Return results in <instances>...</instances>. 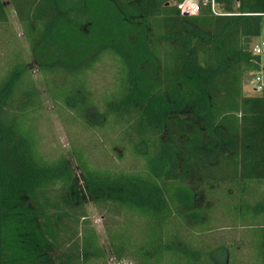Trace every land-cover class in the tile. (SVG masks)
I'll list each match as a JSON object with an SVG mask.
<instances>
[{
    "label": "trees",
    "instance_id": "1",
    "mask_svg": "<svg viewBox=\"0 0 264 264\" xmlns=\"http://www.w3.org/2000/svg\"><path fill=\"white\" fill-rule=\"evenodd\" d=\"M183 1L10 0L55 105L87 129L111 123L142 167L97 168L77 148L78 176L66 156L45 159L29 127L42 110L30 65L8 40L0 264H106L87 198L103 214L118 260L241 264L232 263L234 244L204 233L219 213L246 227L240 245L250 264H264V87L243 94L246 74L262 72L250 47L263 32L264 0H215L221 16L208 5L182 15ZM7 4L0 0V32L10 24ZM106 59L115 75L100 105L89 74ZM125 215L137 220L124 223ZM67 245L69 256L57 260Z\"/></svg>",
    "mask_w": 264,
    "mask_h": 264
},
{
    "label": "rangeland",
    "instance_id": "2",
    "mask_svg": "<svg viewBox=\"0 0 264 264\" xmlns=\"http://www.w3.org/2000/svg\"><path fill=\"white\" fill-rule=\"evenodd\" d=\"M4 1L8 3L7 12L10 24L0 32V74H4L6 66L7 70L10 66L9 61L7 60L9 49V43L7 41L10 40L21 50L25 61L30 65L31 75L34 80L38 98L41 101L42 110L35 113L33 116L34 124L32 123L33 121H30L29 127L32 131L37 133L36 137L38 138L40 151L43 157L47 160H54L60 155L66 156L74 172L78 176L80 174V169L75 153V149L77 148L83 149L84 154L90 160L91 165L97 168L126 171L140 170L142 162L130 153L127 143L124 142V139L120 138V130L118 128L109 126L111 125L110 123L102 129H87L84 127L83 123L80 122V119L66 106L62 103L58 106L55 105L44 81L43 75L34 62L28 41L24 35L23 27L18 20L15 10L10 0ZM262 40H264V30L262 35L256 38L255 42L261 43ZM255 42L251 43L250 52L252 51V46L256 44ZM114 71V63L111 60L106 59L105 61L98 63L94 70L89 74L90 88L100 105L103 104V94L112 88L115 75ZM262 73L264 75V58L262 59ZM263 75H261L262 78ZM254 78V73L246 74L243 83L244 95H260V93H257L254 90ZM26 102L27 98H23V103ZM74 117L77 120H73ZM192 182L198 187L202 183L197 180L196 177L193 178ZM195 185L193 186L195 187ZM224 189L227 188L225 187ZM240 189H242V187H240ZM220 191H223V189ZM221 195L222 194L220 193L217 194V196H214V202L222 200ZM227 198L228 197H224V199ZM228 201H230L229 198ZM84 210L87 218L97 232L100 245L105 254L106 264H133L131 262H134L135 260L133 257H127L123 260H118L116 258V254L108 236L103 214L88 198L85 201ZM212 216L215 218L213 227H210L212 230L204 232L207 235H210L208 236V240L212 243L234 244L232 247L233 249H231L234 254V257H232V263L250 264L247 257L249 252L244 250L248 246L247 243H243V246L240 245V243L244 242V236L247 235L245 231L246 227L242 226V224L240 225L238 220H231L232 218L230 217V220L227 219L223 221L222 215L219 213L216 215L212 214ZM129 220L132 221L137 219L133 218L131 215H125L124 223H129ZM71 225L74 226V224ZM254 243H256L255 239ZM67 248L68 245L56 251L55 256L57 260L60 261L69 256L70 253Z\"/></svg>",
    "mask_w": 264,
    "mask_h": 264
},
{
    "label": "built area",
    "instance_id": "3",
    "mask_svg": "<svg viewBox=\"0 0 264 264\" xmlns=\"http://www.w3.org/2000/svg\"><path fill=\"white\" fill-rule=\"evenodd\" d=\"M182 5V7H181ZM202 5H208L214 15H225L215 0H184L179 3L178 9L182 15H197L200 12ZM252 54L264 58V41L252 46ZM255 91L261 93L264 87V80L260 73L255 74L254 78Z\"/></svg>",
    "mask_w": 264,
    "mask_h": 264
},
{
    "label": "crops",
    "instance_id": "4",
    "mask_svg": "<svg viewBox=\"0 0 264 264\" xmlns=\"http://www.w3.org/2000/svg\"><path fill=\"white\" fill-rule=\"evenodd\" d=\"M6 2V1H5ZM7 3V2H6ZM263 30H264V28H263ZM258 37H260V36H258ZM258 37H254V38H252V43L253 42H255L256 41V38H258ZM264 40H262L261 42H263ZM256 43V42H255ZM254 43V44H255ZM256 44H259V43H256ZM263 59V58H262ZM261 67H262V63H261ZM261 75H263V73L261 72ZM263 80H264V75H263ZM245 96H247V95H245ZM248 96H257V95H248Z\"/></svg>",
    "mask_w": 264,
    "mask_h": 264
},
{
    "label": "snow or ice",
    "instance_id": "5",
    "mask_svg": "<svg viewBox=\"0 0 264 264\" xmlns=\"http://www.w3.org/2000/svg\"><path fill=\"white\" fill-rule=\"evenodd\" d=\"M181 7H182V5H181Z\"/></svg>",
    "mask_w": 264,
    "mask_h": 264
}]
</instances>
